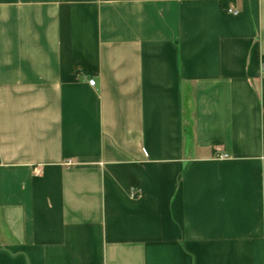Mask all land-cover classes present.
Listing matches in <instances>:
<instances>
[{
	"label": "crops",
	"instance_id": "obj_1",
	"mask_svg": "<svg viewBox=\"0 0 264 264\" xmlns=\"http://www.w3.org/2000/svg\"><path fill=\"white\" fill-rule=\"evenodd\" d=\"M0 264H264V0H0Z\"/></svg>",
	"mask_w": 264,
	"mask_h": 264
},
{
	"label": "built area",
	"instance_id": "obj_2",
	"mask_svg": "<svg viewBox=\"0 0 264 264\" xmlns=\"http://www.w3.org/2000/svg\"><path fill=\"white\" fill-rule=\"evenodd\" d=\"M228 13H229V14H232V15H237V12H235V11H233V10H228ZM94 85H95V82H94L93 80H90V81H89V86L94 87ZM66 165H67V166H70L71 164L68 163V164H66Z\"/></svg>",
	"mask_w": 264,
	"mask_h": 264
},
{
	"label": "trees",
	"instance_id": "obj_3",
	"mask_svg": "<svg viewBox=\"0 0 264 264\" xmlns=\"http://www.w3.org/2000/svg\"><path fill=\"white\" fill-rule=\"evenodd\" d=\"M224 4H225V3H223V7L225 6Z\"/></svg>",
	"mask_w": 264,
	"mask_h": 264
}]
</instances>
